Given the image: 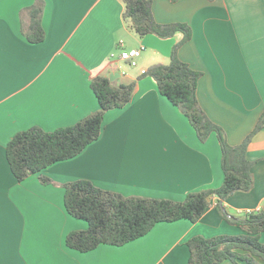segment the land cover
<instances>
[{"label":"crops","instance_id":"obj_1","mask_svg":"<svg viewBox=\"0 0 264 264\" xmlns=\"http://www.w3.org/2000/svg\"><path fill=\"white\" fill-rule=\"evenodd\" d=\"M34 2L0 0V264H188L187 242L194 236L246 233L224 217L212 196L197 222H158L120 246L82 252L67 245L70 232L89 224L67 211L64 184L89 179L125 196L184 200L223 184L222 150L216 132L202 142L156 80L140 77L170 61L183 33L137 35L124 23L122 0H46V39L32 43L22 32L21 15ZM152 7L159 23L191 26L192 38L178 55L202 72L201 107L230 144H240L264 113V0H153ZM129 48L143 50L127 72L119 54ZM100 74L113 75L116 84L136 81L132 100L107 111L100 136L78 155L18 181L6 155L9 140L32 126L53 131L98 110L91 81ZM248 157L253 188L221 202L231 217L264 206V124Z\"/></svg>","mask_w":264,"mask_h":264},{"label":"trees","instance_id":"obj_2","mask_svg":"<svg viewBox=\"0 0 264 264\" xmlns=\"http://www.w3.org/2000/svg\"><path fill=\"white\" fill-rule=\"evenodd\" d=\"M123 20L139 36L155 34L169 38L183 33L174 44L168 63L154 64L140 77L152 76L161 94L165 95L186 115L199 139L205 142L216 132L222 150L224 182L217 188L190 192L184 200L125 196L102 189L89 179H77L64 184L65 206L74 217L84 219L86 230L70 232L66 243L70 248L85 252L100 244L123 245L147 234L158 222L188 219L197 222L207 210L212 196H217L224 217L243 228L239 235L221 234L213 237L194 236L187 245L190 249L188 264H220L230 260L234 264H264V206L247 211L241 217H231L221 203L236 191H250L254 186L248 157L249 144L264 124V113L254 130L240 143L228 142L225 130L214 122L198 99V82L202 72L183 61L178 51L192 38V28L185 22L159 23L153 13V0H122ZM46 0L35 2L22 10V32L32 43L46 39L43 13ZM91 87L99 108L78 122L47 131L32 126L16 133L8 142L6 155L18 181L38 173L51 164L78 155L100 136L107 111L122 108L134 95L137 82L116 84L106 75H97ZM44 183L52 180L41 176Z\"/></svg>","mask_w":264,"mask_h":264},{"label":"built area","instance_id":"obj_3","mask_svg":"<svg viewBox=\"0 0 264 264\" xmlns=\"http://www.w3.org/2000/svg\"><path fill=\"white\" fill-rule=\"evenodd\" d=\"M142 50H143L142 48L122 49L120 51L119 57L123 61H128L132 66H136L137 58L140 57ZM113 56L114 55L112 54L111 57Z\"/></svg>","mask_w":264,"mask_h":264},{"label":"rangeland","instance_id":"obj_4","mask_svg":"<svg viewBox=\"0 0 264 264\" xmlns=\"http://www.w3.org/2000/svg\"><path fill=\"white\" fill-rule=\"evenodd\" d=\"M130 49V48H129ZM117 54V53H116ZM118 59V57H115ZM139 60V57L137 58V61ZM169 60H165V62L167 63ZM122 65L124 67V70L129 72L134 66H132L128 61H121Z\"/></svg>","mask_w":264,"mask_h":264},{"label":"water","instance_id":"obj_5","mask_svg":"<svg viewBox=\"0 0 264 264\" xmlns=\"http://www.w3.org/2000/svg\"><path fill=\"white\" fill-rule=\"evenodd\" d=\"M110 79L113 81L115 79V77L113 75H111Z\"/></svg>","mask_w":264,"mask_h":264}]
</instances>
